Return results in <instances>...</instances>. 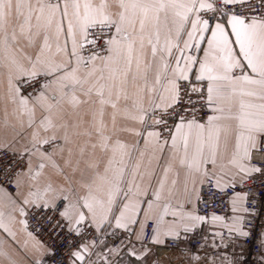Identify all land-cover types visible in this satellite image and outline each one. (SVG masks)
Returning a JSON list of instances; mask_svg holds the SVG:
<instances>
[{"label":"snow or ice","instance_id":"obj_1","mask_svg":"<svg viewBox=\"0 0 264 264\" xmlns=\"http://www.w3.org/2000/svg\"><path fill=\"white\" fill-rule=\"evenodd\" d=\"M257 204L264 0H0V264H248Z\"/></svg>","mask_w":264,"mask_h":264},{"label":"built area","instance_id":"obj_2","mask_svg":"<svg viewBox=\"0 0 264 264\" xmlns=\"http://www.w3.org/2000/svg\"><path fill=\"white\" fill-rule=\"evenodd\" d=\"M214 207L218 214L227 216V203L219 204ZM253 225L254 235L250 237L247 243L243 245L244 259L248 261V264H264V262H262L259 257V253L261 251L260 233L264 231V205L262 204H257L256 206V214L253 217ZM208 228L209 225H204L203 231L206 232ZM148 230L150 231V226ZM111 231L112 230L109 229V232ZM122 235L123 233L118 231L116 235L105 236L104 244H106L108 248L114 247L116 244L119 243V237ZM44 239H46V237H44ZM197 239H199V236H197ZM194 242L195 241H193V243ZM186 246L187 242H181L179 246L176 243L170 242L167 248L163 246L159 247L157 256L153 257L152 260H158L159 264H182L183 250ZM124 257H122V259H124ZM123 264H128V262L125 261Z\"/></svg>","mask_w":264,"mask_h":264},{"label":"crops","instance_id":"obj_3","mask_svg":"<svg viewBox=\"0 0 264 264\" xmlns=\"http://www.w3.org/2000/svg\"><path fill=\"white\" fill-rule=\"evenodd\" d=\"M152 259H153V257L150 258V262H151ZM125 261L128 262L127 257H124V259L121 260V264H123Z\"/></svg>","mask_w":264,"mask_h":264}]
</instances>
